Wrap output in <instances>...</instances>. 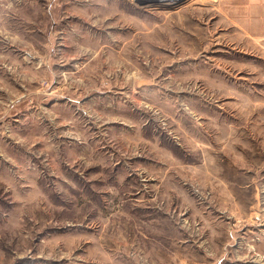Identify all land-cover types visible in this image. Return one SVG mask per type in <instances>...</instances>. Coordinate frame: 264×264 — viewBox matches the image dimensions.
I'll use <instances>...</instances> for the list:
<instances>
[{
	"label": "rangeland",
	"instance_id": "obj_1",
	"mask_svg": "<svg viewBox=\"0 0 264 264\" xmlns=\"http://www.w3.org/2000/svg\"><path fill=\"white\" fill-rule=\"evenodd\" d=\"M197 1L0 0V264H264V40Z\"/></svg>",
	"mask_w": 264,
	"mask_h": 264
},
{
	"label": "crops",
	"instance_id": "obj_2",
	"mask_svg": "<svg viewBox=\"0 0 264 264\" xmlns=\"http://www.w3.org/2000/svg\"><path fill=\"white\" fill-rule=\"evenodd\" d=\"M246 8L249 11L244 21L246 33L264 40V0H246Z\"/></svg>",
	"mask_w": 264,
	"mask_h": 264
},
{
	"label": "bare ground",
	"instance_id": "obj_3",
	"mask_svg": "<svg viewBox=\"0 0 264 264\" xmlns=\"http://www.w3.org/2000/svg\"><path fill=\"white\" fill-rule=\"evenodd\" d=\"M197 1V0H196ZM197 2H199V1H197ZM179 3V2H178ZM169 4V3H168Z\"/></svg>",
	"mask_w": 264,
	"mask_h": 264
}]
</instances>
